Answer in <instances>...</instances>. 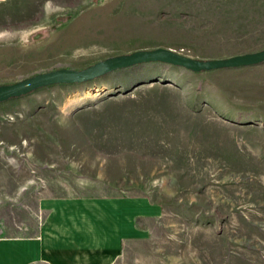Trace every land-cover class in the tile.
<instances>
[{
  "label": "rangeland",
  "instance_id": "374dc122",
  "mask_svg": "<svg viewBox=\"0 0 264 264\" xmlns=\"http://www.w3.org/2000/svg\"><path fill=\"white\" fill-rule=\"evenodd\" d=\"M0 86L139 50H264V0H13ZM147 195L151 235L114 264H264V64L145 63L0 103V222L43 197Z\"/></svg>",
  "mask_w": 264,
  "mask_h": 264
},
{
  "label": "crops",
  "instance_id": "0c3cea01",
  "mask_svg": "<svg viewBox=\"0 0 264 264\" xmlns=\"http://www.w3.org/2000/svg\"><path fill=\"white\" fill-rule=\"evenodd\" d=\"M35 210L39 222H0V264H114L163 214L147 195L43 197Z\"/></svg>",
  "mask_w": 264,
  "mask_h": 264
},
{
  "label": "water",
  "instance_id": "95a60500",
  "mask_svg": "<svg viewBox=\"0 0 264 264\" xmlns=\"http://www.w3.org/2000/svg\"><path fill=\"white\" fill-rule=\"evenodd\" d=\"M145 63H163L194 73L212 70L235 69L264 64V50L237 55L226 59L196 60L164 48L139 50L97 62L81 70L57 69L41 73L14 84L0 86V103L19 98L36 90L53 85L80 84L102 78L114 71Z\"/></svg>",
  "mask_w": 264,
  "mask_h": 264
}]
</instances>
